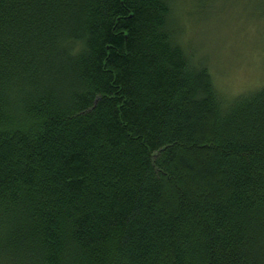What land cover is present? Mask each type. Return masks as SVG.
<instances>
[{
	"label": "trees",
	"instance_id": "trees-1",
	"mask_svg": "<svg viewBox=\"0 0 264 264\" xmlns=\"http://www.w3.org/2000/svg\"><path fill=\"white\" fill-rule=\"evenodd\" d=\"M175 1L0 0V264H264V84Z\"/></svg>",
	"mask_w": 264,
	"mask_h": 264
},
{
	"label": "rangeland",
	"instance_id": "rangeland-1",
	"mask_svg": "<svg viewBox=\"0 0 264 264\" xmlns=\"http://www.w3.org/2000/svg\"><path fill=\"white\" fill-rule=\"evenodd\" d=\"M172 17L179 41L210 56L221 89L234 94L264 84V0H177Z\"/></svg>",
	"mask_w": 264,
	"mask_h": 264
}]
</instances>
